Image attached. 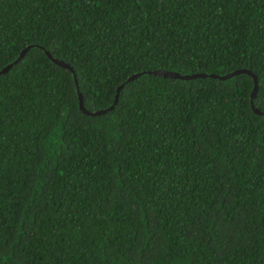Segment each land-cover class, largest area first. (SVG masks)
<instances>
[{
    "label": "trees",
    "instance_id": "trees-1",
    "mask_svg": "<svg viewBox=\"0 0 264 264\" xmlns=\"http://www.w3.org/2000/svg\"><path fill=\"white\" fill-rule=\"evenodd\" d=\"M264 0H0V264H264Z\"/></svg>",
    "mask_w": 264,
    "mask_h": 264
},
{
    "label": "water",
    "instance_id": "water-1",
    "mask_svg": "<svg viewBox=\"0 0 264 264\" xmlns=\"http://www.w3.org/2000/svg\"><path fill=\"white\" fill-rule=\"evenodd\" d=\"M31 45H33V44H27L26 46L22 47L19 50L17 56L13 60H11L10 62H8L7 64H5L4 66H2L0 68V73L1 72H4L5 70H7L11 66V64L14 63L24 53V51L26 50V48L29 47V46H31ZM34 45L40 46L44 50L45 54L52 61H54L55 63H57V64H59L61 66H64V67L68 68L72 72V76H73V79H74V82H75V85H76V90H77L78 107H79V109L82 112H84L86 114L93 115V114H97V113H102L105 110L111 108L112 105L114 104V102L116 101L117 94H118V90L124 84V82L132 79L133 77H135L136 75H138L139 73H141L143 71L155 73V74L160 75V76L177 77V78H190V77H194V76H214V77H219V78H225V77H228V76H230L232 74H235V73H238V72H246V73H248V74L251 75L252 82H253L252 88H251V91H250V105H251L252 109L255 112L264 114V110L258 109L257 107H255L253 105V102H252V97L254 96L255 91H256V88H257V79H256V76L248 68H244V67L235 68V69H233V70H231L229 72L223 73V74H217V73H214V72H201V71H195V72H189V73H180V72L175 71V70H169V69H164V68H154V69H149V70H143V71L133 72L130 75H128L123 81H121L116 86L115 93L113 95V99H112V101L110 102V104L108 106L103 107V108H97V109H94V110H89L85 106H83V104H82L81 94H80L79 90L77 89L76 77H75V73H74L72 67L67 62L63 61L62 59L53 57L49 53V51L47 49H45L43 46H41L40 44L35 43Z\"/></svg>",
    "mask_w": 264,
    "mask_h": 264
}]
</instances>
